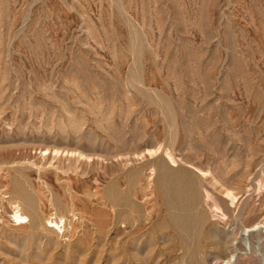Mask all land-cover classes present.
<instances>
[{
  "label": "rangeland",
  "instance_id": "1",
  "mask_svg": "<svg viewBox=\"0 0 264 264\" xmlns=\"http://www.w3.org/2000/svg\"><path fill=\"white\" fill-rule=\"evenodd\" d=\"M0 264H264V0H0Z\"/></svg>",
  "mask_w": 264,
  "mask_h": 264
},
{
  "label": "bare ground",
  "instance_id": "2",
  "mask_svg": "<svg viewBox=\"0 0 264 264\" xmlns=\"http://www.w3.org/2000/svg\"><path fill=\"white\" fill-rule=\"evenodd\" d=\"M17 212H18V211H17ZM18 215H19V214H18ZM20 216H21V215H20ZM18 218L23 220L24 217H23V218H22V217H18ZM24 220H25V219H24ZM21 222H22V221H21ZM21 222H20V224H21ZM24 223H25V222H24ZM18 224H19V223H18Z\"/></svg>",
  "mask_w": 264,
  "mask_h": 264
}]
</instances>
